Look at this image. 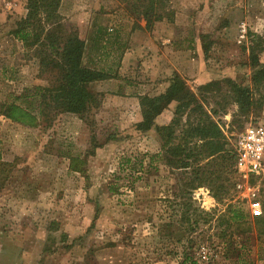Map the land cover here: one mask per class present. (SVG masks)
I'll return each instance as SVG.
<instances>
[{"label": "rangeland", "instance_id": "1", "mask_svg": "<svg viewBox=\"0 0 264 264\" xmlns=\"http://www.w3.org/2000/svg\"><path fill=\"white\" fill-rule=\"evenodd\" d=\"M25 4L26 0H0V104L14 103L36 112L35 100L27 96L36 86L48 85V74L39 73L34 51L23 50L10 35L25 14ZM133 4L131 0H61L62 24L84 42L82 65L111 75L103 84L104 92L88 85L90 92L104 94L98 106L83 117H38L25 124L0 113V264H179L182 246L171 232L183 235L180 229L185 226L163 227V223L174 213L169 203L174 194L187 192L182 186L199 168H171L154 129H136L141 121L139 98L158 95L144 86L159 75L142 61L147 57L144 53L122 71L119 58L126 50L88 49L93 28H104V43L117 28L130 27L131 33L143 29L152 39L160 36L161 44L176 52L160 80L168 86L174 74L182 78L230 147L249 125L264 124V80L257 88L252 82L255 70H264V49H256L255 68L250 55L258 39L264 46V0H166L160 9L162 19L152 21L149 29L132 11ZM99 50L101 55L95 57ZM201 70L207 77L199 74ZM204 77L210 80L203 83ZM232 83L249 90L248 111L235 102ZM175 107L171 103L164 111L169 121ZM109 133L118 134L116 140L103 144ZM95 144L102 146L88 155ZM143 155L152 156L151 165L133 191L125 177L118 181L119 195L110 193L112 177L123 175L117 170L119 159ZM231 177L225 170L220 175L223 185ZM212 187L216 194L212 183L188 190L194 207L212 216L196 231L203 240L195 243L194 253L201 247L210 254L198 264H264V224H254V216L264 220V183L250 199L242 198L234 186L218 201ZM229 205L244 216L242 222L230 220ZM237 228L250 230L236 237L232 233Z\"/></svg>", "mask_w": 264, "mask_h": 264}, {"label": "trees", "instance_id": "2", "mask_svg": "<svg viewBox=\"0 0 264 264\" xmlns=\"http://www.w3.org/2000/svg\"><path fill=\"white\" fill-rule=\"evenodd\" d=\"M133 1L136 4L132 5V11L146 22L145 29H149L152 21L162 19L160 9L166 0H147L145 5L140 0H131V3ZM154 1L161 4H153ZM60 3L61 0H26L24 16L18 19L15 27L10 31V35L21 43L23 50L34 51L39 63V73L48 74V85L36 86L32 94L27 96L35 100L36 112H29L14 103L0 104L1 115L8 119L25 124L34 122L38 117L47 120L68 114L83 117L85 113H89L99 105L100 98L104 99V94L90 92L88 85L110 79L111 75L104 71L90 70L82 65L84 42L78 37L77 32H68L62 24L58 15ZM258 41L256 46L250 48L254 68L258 60L256 49L259 48V52L264 49L262 40L258 39ZM259 45L262 46L261 50ZM263 80L264 70H255L252 76L254 86L257 88ZM206 88L202 87V90ZM231 89L240 109L248 111L252 105L249 90L234 83L231 84ZM139 99L141 121L136 124V129L141 132L154 129L162 142L160 151L166 164L176 171H184L192 166L199 168L195 176L187 178L188 182L182 186L184 188L182 191L187 190V192L174 194L172 202L161 200L169 202L174 210L169 222L163 223V227L176 224L185 226L184 230L180 229L183 235H177L175 231L171 232L176 243L182 246L179 264L204 263L205 261L196 257L194 253L195 243L203 240L196 231L200 224L207 225L212 216L194 207L195 199L188 190H193L196 185L212 183L216 191L215 194L212 187L214 197L218 201L225 199L235 185L233 147L227 144L218 124L206 114L195 95L187 88L185 81L178 75H173L166 89L160 94L143 95ZM171 103H176L172 119L166 125H156L155 119L167 110ZM117 136L118 134L109 133L103 144L115 141ZM101 146L102 144H95L88 155L93 154L94 150ZM146 156L148 155L121 157L117 170L123 175L121 177L115 174L112 177L107 186L108 191L119 195L118 181L125 177H128L129 191H133L136 181L146 175V168L151 165L152 156L148 158ZM201 162L205 164L200 166ZM213 165L216 166L215 170L207 169ZM225 170L232 175L227 186L223 185L220 179V175ZM227 212L232 222H242L245 219L233 206L229 205ZM160 220L164 222L162 218ZM254 224H264V220L254 216ZM249 230L250 228H237L232 234L239 237Z\"/></svg>", "mask_w": 264, "mask_h": 264}, {"label": "crops", "instance_id": "3", "mask_svg": "<svg viewBox=\"0 0 264 264\" xmlns=\"http://www.w3.org/2000/svg\"><path fill=\"white\" fill-rule=\"evenodd\" d=\"M117 29H118L117 32L114 33L115 37L113 36L114 38L112 37L110 40L104 43L102 42L103 35H104V32H102V30H104V28H102V26L93 28L91 30V34L89 36V40L87 43L88 49L96 50V49L101 48V51H102V48L104 46V48L109 49V50L113 49L114 51L119 50V49L122 51L126 50L124 53L120 54V58H119L122 71L126 70L128 66L130 67L131 64H133V62H136L138 60V58H142V53H144V55H146L147 57L144 59L142 58V61L144 63L146 61V63L150 65L151 72L154 75H157V76L159 75V78H157L158 80L154 78L153 80H151V82L146 83V86H144V89L145 87H147V92H152V94L155 92L156 94L163 92L167 87V83L160 80L162 79V76L160 75H162V69L166 68L167 63H169L170 60H173L176 58V52L173 50H169L170 45L168 47L166 45L163 46L161 44V41H163V39H161L160 36L158 38L152 39L151 36L147 34L143 29L133 30L132 33H131L130 27L120 28V29L117 28ZM80 35H81V32H80ZM130 35H131V42L128 40ZM140 36H141V40H138ZM123 46H125L126 49L125 47L123 48ZM162 47H164V49H162ZM101 51L99 50L97 52H94L95 53L94 56L99 57L102 53ZM180 54H178L180 56L179 58H182ZM191 62H195V59L194 61H192L191 59ZM100 71L108 72L105 69H102ZM200 72H202V70L199 71V74L200 75L202 74V76L206 75L204 72L203 73H200ZM206 77H204V79L206 80L202 81L203 83L210 80V79H207ZM107 80H110V79H107ZM107 80H103L99 82L96 81V82L90 83V86L92 88L94 87V89L97 92H104L105 90H104L103 84L104 82H107ZM200 81H201L200 79H196V83L202 84ZM140 88H143V87H140ZM109 91L112 92V90H109ZM168 122H169V119H168V116L166 115V112L165 113L163 112L160 116H158L155 119V123L158 126L166 125L168 124Z\"/></svg>", "mask_w": 264, "mask_h": 264}, {"label": "built area", "instance_id": "4", "mask_svg": "<svg viewBox=\"0 0 264 264\" xmlns=\"http://www.w3.org/2000/svg\"><path fill=\"white\" fill-rule=\"evenodd\" d=\"M235 156V189L244 199L253 198L260 183H264V124L249 125L233 142ZM196 257L208 259L204 248H199Z\"/></svg>", "mask_w": 264, "mask_h": 264}]
</instances>
